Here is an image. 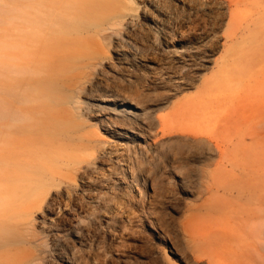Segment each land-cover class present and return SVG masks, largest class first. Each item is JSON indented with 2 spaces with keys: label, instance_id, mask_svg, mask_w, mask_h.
Wrapping results in <instances>:
<instances>
[{
  "label": "rangeland",
  "instance_id": "1",
  "mask_svg": "<svg viewBox=\"0 0 264 264\" xmlns=\"http://www.w3.org/2000/svg\"><path fill=\"white\" fill-rule=\"evenodd\" d=\"M132 2L99 35L120 0L71 5L59 25L62 81L40 101L63 109L79 85L65 129L81 165L59 179L82 195L33 210L37 241L14 236L4 264H60L63 243L75 264H264V0Z\"/></svg>",
  "mask_w": 264,
  "mask_h": 264
},
{
  "label": "bare ground",
  "instance_id": "2",
  "mask_svg": "<svg viewBox=\"0 0 264 264\" xmlns=\"http://www.w3.org/2000/svg\"><path fill=\"white\" fill-rule=\"evenodd\" d=\"M86 1L15 0L8 10L10 20L0 16V222L9 218L11 222V216H15L12 229L0 234V264L14 259L19 251L14 236L24 237L28 243L37 241L29 233L33 210L43 204L56 206L57 210L74 208L82 195L70 186L61 188L59 179L64 163L75 165V172L81 165L80 158L74 155L77 150L70 148L78 140L65 129L70 118H80L79 85L66 86L69 95L63 109L48 103L49 98L42 103L40 97L48 95L47 84L62 81L60 72L66 55L57 48L59 25L69 15L71 5ZM132 1L120 0L123 8L119 21L96 31V35L128 21L131 10L127 7ZM261 227L264 229V221ZM74 237L80 244L79 237ZM262 240L255 248L264 253ZM73 246L63 243L59 247L60 264H75L73 253L63 250Z\"/></svg>",
  "mask_w": 264,
  "mask_h": 264
}]
</instances>
